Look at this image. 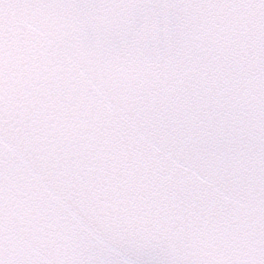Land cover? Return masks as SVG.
<instances>
[{"label":"snow or ice","instance_id":"snow-or-ice-1","mask_svg":"<svg viewBox=\"0 0 264 264\" xmlns=\"http://www.w3.org/2000/svg\"><path fill=\"white\" fill-rule=\"evenodd\" d=\"M0 264H264V0H0Z\"/></svg>","mask_w":264,"mask_h":264}]
</instances>
